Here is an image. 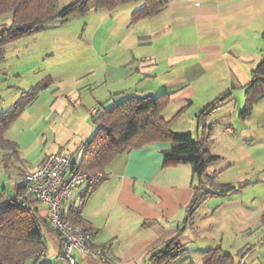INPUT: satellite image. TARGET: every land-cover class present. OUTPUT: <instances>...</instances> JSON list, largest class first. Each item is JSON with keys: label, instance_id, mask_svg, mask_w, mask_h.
<instances>
[{"label": "crops", "instance_id": "0c3cea01", "mask_svg": "<svg viewBox=\"0 0 264 264\" xmlns=\"http://www.w3.org/2000/svg\"><path fill=\"white\" fill-rule=\"evenodd\" d=\"M138 6L139 4L131 5V11ZM135 27L136 43L152 44L153 48H148L144 54V51L139 53L134 50V45L127 74L130 78L140 80L144 77L152 78L160 87L159 90L147 88V92L143 93L151 95L171 93L170 105L168 104L163 111V115L172 121V125L188 104L191 115L197 116V111L218 97L220 102L212 111L217 122L225 119L228 113L231 119L238 110L241 119L246 117L240 112L245 106V88L251 78H248L247 73L246 78H243L241 75L246 69L241 70L236 65L237 62L242 65L256 63L258 57L263 56L264 0H167L160 11L135 22ZM185 36L195 40H183ZM250 46L257 47L255 52L251 56L244 55L246 47ZM260 49L261 56L257 53ZM177 65H182V69L176 70ZM224 67H227V75L222 73L226 71ZM205 85H208L209 89L207 87L205 89L207 92H203V96L196 100L195 96ZM235 87L241 88L240 91L233 90ZM226 93L229 95L225 97ZM232 99H235L232 108L223 105ZM92 110L95 111L96 108ZM223 124L226 131H234L229 122ZM196 126L199 135V122ZM7 131L5 136L12 139L7 136ZM94 132L95 130L86 140ZM12 140L18 143L16 139ZM170 146V141L160 140L139 148H126L118 153L104 170H98L105 173L101 181L93 185L84 182L73 189L62 209L80 210L85 225L79 223L91 228L92 243L105 247V260L75 252L79 264H150V256L154 249L177 234L183 244V251L167 264H204L207 252L217 247L229 253L234 264H243L235 258L233 248L224 251L220 239L218 240L223 234L222 222L226 218L224 210L218 212L220 220L217 233L211 231L203 235L200 223L202 221L200 218L209 219V215L211 218L214 217L213 213L216 212L219 203L226 204L230 201H218L213 199L215 196L228 195L239 190L232 182L216 181L218 169L212 165L221 156L214 153L219 157L207 168L210 177H198L190 163H165L163 151ZM2 150L4 160V154L10 149ZM63 150L66 149L61 147L58 149ZM46 154L41 157L35 168L40 165ZM16 157H20V153ZM20 167L28 169L26 166ZM262 183L264 184V169L259 170L254 178L246 179L244 182L247 188L253 190L251 192L253 198L248 201L239 198L232 205L237 211L236 220L240 222L241 235H244L245 231L250 232L252 233L248 234L250 238L260 237V244L264 243ZM228 184L231 186H226ZM4 186L5 182L0 180V188ZM198 186L209 193L197 208L193 223L186 222V209ZM205 205L210 212L206 216H201V208ZM37 206L41 216L46 218V205L38 200ZM213 221L217 222L210 220ZM44 233L46 244L36 257V263L65 264L60 235L48 225L44 228ZM252 248L249 246L247 251H244L242 245L239 246L237 253L245 257ZM261 257L258 255L257 259L260 261ZM258 264L264 262L260 261Z\"/></svg>", "mask_w": 264, "mask_h": 264}, {"label": "rangeland", "instance_id": "374dc122", "mask_svg": "<svg viewBox=\"0 0 264 264\" xmlns=\"http://www.w3.org/2000/svg\"><path fill=\"white\" fill-rule=\"evenodd\" d=\"M70 1L60 0L59 4L62 6ZM134 4L140 5L141 1L121 5L112 11L92 9L84 14L57 19L41 31L6 44L5 58L0 60V113L13 104L24 90L37 91V97L27 104L7 131V136L18 141L20 153V157L14 156L9 170L5 167L0 146V180L5 182L9 192L14 188L13 182L9 181L10 171L15 172L20 166L36 169L34 166L46 153L57 152L61 147L69 151L78 150L80 158L87 136L101 124L95 122L93 117L103 106L115 104L131 94H148L143 93L147 92V88L160 89L152 78L140 80L127 74L133 46L134 50L139 53L144 51V54L148 48H153L152 44L136 43V27L131 16V5ZM5 20H10V17H0V23ZM185 39L195 40L187 36L183 37ZM256 48L246 47L244 55L251 56ZM257 53L261 56V49ZM258 58L256 63L251 64L237 62L239 69H246L241 75L243 78H246V73L249 79L252 78V69L261 57ZM182 67L177 65L175 68L178 70ZM224 70L222 73L227 75V67ZM207 87L209 89L208 85L200 88L196 100L207 92ZM240 89L235 87L233 90L238 92ZM242 91L244 93L243 88ZM234 104L235 99H232L223 105L232 108ZM93 108L96 110L93 111ZM190 110L189 104L182 109L172 128L179 132H191L196 138L198 117L191 115ZM239 111L231 119L228 113L225 119L218 122L214 113L208 117L207 122L212 125L208 147L211 152L221 156L212 165L218 169L216 181L232 182L239 190L215 196L213 199L218 201H230L219 203L216 212L211 211L214 217L200 218V223L203 235L211 231L217 233L218 212L224 210L223 234L218 237L223 250L233 248L235 258L241 263L258 264L264 262V243H259L260 237L250 238V232L245 231L241 235L240 222L236 220L237 211L232 205L239 198L245 201L253 198V190L247 188L244 182L264 169V98L255 104L252 113L245 118H240ZM224 122H229L235 132L226 131ZM207 207L202 206L201 216L210 212ZM211 219L217 222H210ZM242 245L244 251L249 246L253 247L245 257L237 253ZM258 255L262 256L260 261Z\"/></svg>", "mask_w": 264, "mask_h": 264}, {"label": "trees", "instance_id": "16d2710c", "mask_svg": "<svg viewBox=\"0 0 264 264\" xmlns=\"http://www.w3.org/2000/svg\"><path fill=\"white\" fill-rule=\"evenodd\" d=\"M139 1L141 4L131 12L134 22L156 14L165 6L167 0H72L62 6L59 4L60 0H0V17H10V20L0 23V60L5 58L7 43L41 31L54 20L84 14L92 9L112 11L121 5ZM228 95L229 93H226L224 96ZM36 97V90L23 91L19 98L0 114V146L10 149L3 156L8 170L11 169L10 161L13 156L18 155L19 148L18 143L7 138L5 133L13 120ZM263 97L264 53L252 69V78L246 84L245 106L240 112L241 115L245 117L250 114L254 104ZM170 99L171 93L128 95L115 104L103 106L99 113L96 112L98 115L93 117L95 122L101 124L85 141L76 167L93 172L104 170L114 157L126 148H139L156 141L168 140L171 146L163 151L165 163H190L198 177L209 176L207 168L219 156L209 150L212 125L207 121L220 102V97L209 102L197 114L201 129L196 138L191 132L174 130L172 121L164 117L163 111ZM78 152L76 150V153ZM26 171L28 170L19 167L15 173L22 174ZM13 185L12 192L5 186L0 188V264H37L36 257L46 244L44 228L49 226L48 218L41 216L37 206L39 199L34 193L23 185L14 182ZM207 193L209 191L202 187H196L186 209V222L193 223L197 208ZM62 216L72 223L84 224L80 210L62 209ZM86 228L91 230L87 226ZM182 251L183 244L177 234L154 249L150 264H167ZM204 264H234V261L229 253L217 247L207 252Z\"/></svg>", "mask_w": 264, "mask_h": 264}, {"label": "built area", "instance_id": "2783aa9c", "mask_svg": "<svg viewBox=\"0 0 264 264\" xmlns=\"http://www.w3.org/2000/svg\"><path fill=\"white\" fill-rule=\"evenodd\" d=\"M79 155V152L69 150L51 152L35 170L9 173L10 181L25 186L46 205L49 226L61 237L65 264H79L75 252L105 260L104 249L92 243V232L62 216V205L68 201L75 187L84 182L93 185L104 178L103 172L76 167Z\"/></svg>", "mask_w": 264, "mask_h": 264}]
</instances>
